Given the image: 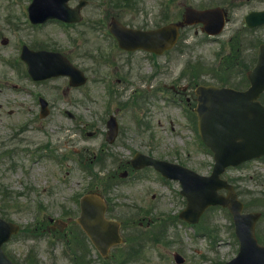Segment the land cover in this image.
<instances>
[{
  "label": "rangeland",
  "instance_id": "obj_1",
  "mask_svg": "<svg viewBox=\"0 0 264 264\" xmlns=\"http://www.w3.org/2000/svg\"><path fill=\"white\" fill-rule=\"evenodd\" d=\"M77 1L71 0L70 4L74 5ZM88 1V5L82 10L81 23L65 28L52 21L40 27H30L25 24L19 4H14V0H0V40L1 37L11 39L7 45L0 43V214L19 223L23 228L35 229L33 234L45 226L48 217H60L63 211L66 216H77L75 197L89 187L92 177L79 170L75 160L57 161L56 158L50 159L47 156L38 157L40 149H37L44 145L47 149L43 153L54 151V154L63 157L71 148H86L84 156L87 159L96 153L97 157L103 156V160L96 159L94 164L89 165L93 166V172L98 177L95 181L98 189L100 187L112 199L110 212L121 220L123 235L147 234L151 238H158L151 239L140 257L129 264H175L172 257L174 251L182 252L186 258L184 264H216L218 258L219 261L231 258L236 247L229 233L230 221L222 211L213 210L206 215L201 226L209 227V237L201 235V228L195 230L180 221L172 220V216L183 207L176 182L164 184L153 174L148 180L144 179L136 184L132 180H124L113 185L109 191H103L102 188L105 173L114 172L118 161L124 162L135 151L146 149L147 143L158 157L182 163L199 173L210 171L212 157L197 141L193 124L189 121V107L166 103L161 95L155 106L150 107V111L139 107L124 109V102L128 103L145 93L148 84H151L148 90L156 88L157 84L161 86L162 83L181 84L180 71L188 61L202 64L214 61V52L220 46L219 39L226 40L239 30L244 15L250 10L264 9V0H136L135 9L122 7V2L115 1L120 6L113 7L106 0V5L99 7V0ZM168 3L169 7L165 10L164 4ZM188 3L195 7L215 4L227 9L229 21L217 39L195 34L194 30L198 27H191L189 32L185 30L182 33L178 46L162 57L152 58L143 53L126 57L119 51L111 56L105 55V49L111 45V38L105 32L111 17L134 27H155L166 20L162 16L163 11H167L165 14L168 15V21H174L180 17L184 5ZM19 33L23 35L19 39L27 43H38L63 51L86 72L90 81L82 90L70 91L66 97L62 94L63 79L41 84L27 82L26 87L32 94L16 93L10 86L16 81L13 69L3 62L1 56L15 53L11 35ZM252 35L264 39V28L257 29ZM73 45L79 47L76 52ZM248 53L252 54L253 49L248 50ZM107 60L113 63L114 71L109 74V66L105 64ZM155 72L158 73L156 76ZM106 73L112 83V98L109 102L105 92L107 87L103 84ZM118 79L124 82H119ZM203 79L205 82L211 80L208 76ZM36 93L42 94L53 103L51 115L42 124L32 122L19 129V126L28 123L25 122L27 113L22 109L16 112L15 104L26 99L34 100ZM66 101L74 104L67 108L77 115L76 121H71L61 112L66 107ZM153 101L152 99L151 102ZM116 107L120 108L116 113L120 132L116 143L107 146L104 141L103 119ZM9 109H13L14 114H9ZM88 132L93 135L89 136ZM27 142L31 144L29 153L25 151L28 148ZM4 150L11 151L7 153L10 154L9 157L3 153ZM230 173L241 178L246 177L237 183L245 194L247 191L264 194L263 163L253 161ZM256 173L258 174L252 178ZM153 194L157 195L154 200ZM245 199L251 200L248 195ZM137 208L151 210L158 228L155 225L150 232L142 233L143 229L136 227L138 224L135 223L127 229L125 222L138 215ZM260 229H264V223L260 225ZM72 231L73 234H70ZM66 232L70 239L84 243L85 254L89 253L91 256V264H100L98 252L91 250L73 222ZM262 234L264 236L263 231ZM57 236L49 234L25 237L23 234L24 238L18 236L11 239L5 249L20 260L33 249L31 255L43 264H71L66 254L67 245ZM216 237L218 240L214 241L212 238Z\"/></svg>",
  "mask_w": 264,
  "mask_h": 264
},
{
  "label": "water",
  "instance_id": "obj_2",
  "mask_svg": "<svg viewBox=\"0 0 264 264\" xmlns=\"http://www.w3.org/2000/svg\"><path fill=\"white\" fill-rule=\"evenodd\" d=\"M42 1L45 4L47 0ZM35 4V3H34ZM187 11L185 19H187ZM34 15L33 9L31 10ZM73 14L74 20L79 19L76 10H69ZM201 18L204 22L211 23L216 20L214 11L195 13L189 9L190 16ZM71 20V19H70ZM217 21V20H216ZM248 25L255 21L264 22V12L251 13L246 17ZM222 21H217V28L213 32H218L222 26ZM183 23L170 24L155 31L141 32L131 31L123 28L116 22L111 23V30L114 32L123 46H151L156 51L162 52L169 48L175 42L177 37V28ZM213 26V25H212ZM38 58L44 61L46 69L43 71L33 67L34 73H40L38 78L46 77L52 74L66 73L73 71L72 68L58 54L41 53ZM251 82V87L245 92H239L228 88H217L213 86L198 87V127L199 132L206 144L214 152L215 165L213 172L209 177H203L194 172L177 168L172 172V177L181 180L182 193L187 196L188 202L186 209L181 216L191 221L198 217L201 210L209 203H221L228 206L235 219L242 216L240 213L241 203L231 190V186L219 179V173L222 172L228 164H238L239 162L259 156L264 153V107L258 102L253 101L264 89V47L260 48L255 67L247 73ZM163 172L168 174L165 169ZM226 187L229 189L227 197L218 195L216 189ZM101 203L98 195H86L81 201L82 216L78 219L91 240L97 247L104 252L105 249L114 242L119 241L116 224L104 228L101 213L98 211V204ZM258 215L251 214L256 218ZM249 229L252 233V223ZM2 227L6 230L15 228L9 224L0 221V242L5 238V232L2 233ZM251 252L256 256L264 254V247H259L251 236ZM255 260L257 258H254ZM0 264H8L0 255Z\"/></svg>",
  "mask_w": 264,
  "mask_h": 264
},
{
  "label": "trees",
  "instance_id": "obj_3",
  "mask_svg": "<svg viewBox=\"0 0 264 264\" xmlns=\"http://www.w3.org/2000/svg\"><path fill=\"white\" fill-rule=\"evenodd\" d=\"M235 53H236V56H235V59L236 60H240V58H241V56H239V50L237 49L236 51H235ZM234 65V64H233ZM233 65H231L230 66V71H231V73H229V74H224V73H222L221 75H220V77H219V79H220V81L221 82H223V83H232V84H240L241 83V80L239 79L238 81H232L231 80V75L232 74H235V73H232L233 71H234V66ZM229 67V66H228ZM236 75V74H235Z\"/></svg>",
  "mask_w": 264,
  "mask_h": 264
}]
</instances>
